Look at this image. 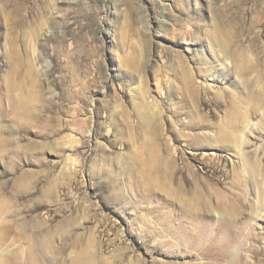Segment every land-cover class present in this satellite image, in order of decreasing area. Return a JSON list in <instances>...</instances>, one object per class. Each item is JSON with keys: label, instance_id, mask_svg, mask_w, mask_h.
Masks as SVG:
<instances>
[{"label": "rangeland", "instance_id": "1", "mask_svg": "<svg viewBox=\"0 0 264 264\" xmlns=\"http://www.w3.org/2000/svg\"><path fill=\"white\" fill-rule=\"evenodd\" d=\"M263 189L264 0H0V264H264Z\"/></svg>", "mask_w": 264, "mask_h": 264}, {"label": "bare ground", "instance_id": "2", "mask_svg": "<svg viewBox=\"0 0 264 264\" xmlns=\"http://www.w3.org/2000/svg\"><path fill=\"white\" fill-rule=\"evenodd\" d=\"M214 34V33H213ZM209 38V37H208ZM210 39V41L211 42H214V38L211 36V38H209ZM208 41V40H207ZM210 42V43H211ZM209 43V42H208ZM209 43V44H210ZM215 44V43H214ZM217 44H218V42H217ZM209 46H211V45H209ZM216 47V46H215ZM217 47H218V45H217ZM219 48V47H218ZM215 52H216V50H215ZM219 52H221V51H219ZM216 54V53H215ZM216 56H218V54H216ZM221 56H224V55H221ZM220 56V57H221ZM224 57H222V59H223ZM221 59V60H222ZM226 59V60H225ZM224 59V63L222 64L223 66H225V67H228V65H229V62H228V60H227V58H225ZM223 61V60H222ZM188 72V71H187ZM185 76H186V78H185V87H186V89L190 92H188L189 93V96H190V98L192 97V100H193V96H194V93H195V90H194V88L196 87L195 85L196 84H194L193 83V78L192 77H189V73L187 74L186 72H185ZM189 87H191V89L189 88ZM141 95L139 96V99L137 98V100L136 101H133V102H130L131 104H132V109L134 110L133 111V114H134V116L136 117L137 115H142V114H144L145 113V115H144V117L146 116V115H149V114H147V113H149L150 111H151V109H152V105H153V100H151V101H149L148 100V96H147V94L145 93V92H143V91H141ZM116 97L117 96H114V98L116 99ZM182 97H185V98H187L185 95H183ZM188 101L186 100L185 101V104L187 103ZM18 103V102H17ZM107 106V104H106V102L104 103V105H102V107L104 108V106ZM199 105H200V110L201 111H203L204 109H208V112H207V116H209V117H211V118H215L216 117V112L214 111V107H213V105L214 104H212V103H210V100H209V102L207 101V100H205L204 98H201L200 99V102H199ZM101 107V108H102ZM126 112V111H125ZM128 116H130L129 114H128ZM138 118H140V117H138ZM124 121V120H123ZM149 121H150V119L149 118H146L145 120H143V122L142 121H140L139 119L138 120H131V119H125V121L123 122L124 124H125V127H127V129H128V135H127V140H128V142L129 141H135L136 139H138V135H140L141 134V132H142V130H143V126H145V125H149ZM165 123H166V125H167V127H168V125L170 126V124H169V120L168 119H166L165 118ZM230 128H232V126H229ZM135 131V135L133 134V132ZM223 131H225V129H222V132ZM226 132V131H225ZM122 133H124V131L122 130V129H119V131H118V134L115 136V139L117 140V141H123L124 139H123V137H122ZM227 133V132H226ZM230 133V132H229ZM230 135V134H229ZM232 135V134H231ZM105 136V135H104ZM247 135H245V133L243 132V133H241V134H238L237 135V137H235V136H232V137H235V142L237 143V148H235V150L234 151H236L237 150V152L236 153H238L242 158V163H243V166H244V168H245V170H247V171H249L251 174H255V172H256V165H255V163L254 162H249L248 160H249V158L247 157V155H246V153L245 152H243L244 150H242V145L243 144H245L246 142H247V137H246ZM229 137H231V136H229ZM229 139V138H228ZM221 140V142H223V145L224 144H226V142H228V141H226L227 140V138H221L220 139ZM219 140V141H220ZM231 140V139H230ZM215 141V140H214ZM232 141V140H231ZM222 144V143H221ZM221 144H220V146H221ZM159 145V144H158ZM164 145H165V143H164ZM163 145V146H164ZM213 145H218L216 142L215 143H213ZM160 146V145H159ZM219 146V145H218ZM224 146H226V145H224ZM165 147V146H164ZM166 148V147H165ZM168 148V147H167ZM160 150V149H159ZM165 151H166V149H165ZM179 153V152H178ZM154 159L155 160H157L158 161V163H159V165L161 166V168L163 169V170H166V168L168 167V164H171V165H173V164H175V163H173L172 162V160L171 159H168V158H164V156L163 155H160V153L158 152V150H156V149H154ZM173 158H175V157H173ZM175 162V161H174ZM173 163V164H172ZM187 165V164H186ZM186 165L184 164L182 167H178V165H177V167H174V165H173V176H174V178H177L179 175L180 176H182L183 178H184V167H186ZM176 166V165H175ZM186 169V168H185ZM187 170V169H186ZM195 175H196V173H195ZM205 176V175H204ZM210 176V175H209ZM212 176V175H211ZM209 178V177H208ZM263 178V177H262ZM184 180V183L186 184V185H188L189 184V181H188V179H183ZM263 180V179H262ZM262 180H261V182H262ZM216 181H218V180H216ZM184 184V185H185ZM183 185V184H182ZM181 188H183V187H181ZM184 189H181V191H183ZM264 190V189H263ZM255 191V190H254ZM257 194H256V199L257 200H259L260 199V192L258 191V189H257V192H256ZM181 203H183L182 202V200H181ZM232 208V207H231ZM214 213L216 214V215H220V213H222V212H220L218 209H214ZM230 213H232V209H231V211H230ZM210 216V215H209ZM1 220V219H0ZM1 222V221H0ZM1 258V257H0Z\"/></svg>", "mask_w": 264, "mask_h": 264}]
</instances>
